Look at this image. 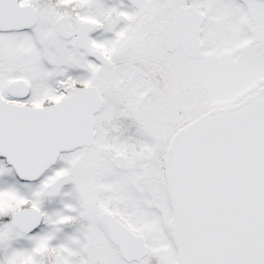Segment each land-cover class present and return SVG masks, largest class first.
Wrapping results in <instances>:
<instances>
[{
	"label": "snow or ice",
	"instance_id": "1",
	"mask_svg": "<svg viewBox=\"0 0 264 264\" xmlns=\"http://www.w3.org/2000/svg\"><path fill=\"white\" fill-rule=\"evenodd\" d=\"M0 264H264V0H0Z\"/></svg>",
	"mask_w": 264,
	"mask_h": 264
}]
</instances>
